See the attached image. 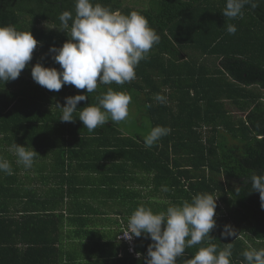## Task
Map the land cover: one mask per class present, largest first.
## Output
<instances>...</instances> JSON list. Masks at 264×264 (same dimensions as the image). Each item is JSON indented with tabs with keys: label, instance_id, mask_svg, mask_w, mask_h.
I'll use <instances>...</instances> for the list:
<instances>
[{
	"label": "trees",
	"instance_id": "trees-1",
	"mask_svg": "<svg viewBox=\"0 0 264 264\" xmlns=\"http://www.w3.org/2000/svg\"><path fill=\"white\" fill-rule=\"evenodd\" d=\"M93 3L141 14L160 42L135 68L136 79L98 84L89 94L73 85L50 91L34 82L29 66L17 79L0 82V156L13 170L0 171V264H50L44 254L54 242L38 237L45 219L57 217L66 203L68 211L78 204L89 211L101 198L123 222L114 237L83 235L93 236L92 246L102 253L66 264H146L153 243L147 234L136 237L135 254L120 239L134 210L143 205L163 212L200 193L217 198L216 227L211 238L186 247L176 264H186L202 247L214 244L219 252L227 243L230 264H246L242 253L249 246L264 249V209L250 184L253 173H264V3L255 9L246 5L243 18L236 19L223 16L226 0ZM63 11L75 15L74 0H0V26L30 31L38 41L32 62L59 71L49 48L71 38L70 27L64 29L58 19ZM227 24L236 26L234 35ZM109 88L131 96L129 111L137 104L135 115L148 123L145 134L128 133L112 121L93 132L83 126L79 112L98 105ZM78 94L88 99L77 105L75 120L61 121L58 105ZM157 94L166 102H158ZM156 126L171 132L146 148L144 138ZM13 143L39 154L31 169L17 164ZM80 215L72 221H81ZM224 225L237 231L236 238L221 237Z\"/></svg>",
	"mask_w": 264,
	"mask_h": 264
},
{
	"label": "clouds",
	"instance_id": "clouds-1",
	"mask_svg": "<svg viewBox=\"0 0 264 264\" xmlns=\"http://www.w3.org/2000/svg\"><path fill=\"white\" fill-rule=\"evenodd\" d=\"M264 0H226L222 10L228 19L243 18V9L250 5L255 9ZM75 15L63 11L58 19L64 29L70 27L71 38L61 47L51 46L49 53L60 65L61 70L49 68L37 62L31 66V76L38 85L58 92L63 85H73L76 89H86L87 94L96 91L98 84L123 85L136 79L135 68L145 60L154 45L160 42L159 34L150 27L148 20L136 12L127 15L114 11L93 0H74ZM71 22V23H70ZM228 34L234 35L237 28L227 24ZM38 41L30 31H18L14 26H0V82L17 79L21 71L29 66ZM87 94L65 97L60 120L73 122V113ZM155 99L166 102V97L157 94ZM131 96L111 88L100 97L98 105H88L79 112V120L89 132L102 127L107 122L120 123L129 115ZM171 129L156 126L144 138L146 148L152 147L161 137L170 134ZM11 150L17 157V164L31 169L35 157L34 149L13 143ZM0 171L12 175L8 160L0 156ZM251 191L258 192L261 208L264 209V173L250 177ZM164 191H169L164 186ZM239 189H237V192ZM217 198L207 193L196 194L191 202L171 205L166 211L154 213L150 208L138 206L128 220V231L124 237L131 240L147 234L153 242L147 249L146 264H176L177 257L184 254L186 247L200 244L216 227ZM163 225V227H162ZM222 238H236L237 231L231 225H224ZM232 244L217 252L210 244L202 247L186 264H230ZM246 264H264V249L251 246L242 253Z\"/></svg>",
	"mask_w": 264,
	"mask_h": 264
},
{
	"label": "crops",
	"instance_id": "crops-1",
	"mask_svg": "<svg viewBox=\"0 0 264 264\" xmlns=\"http://www.w3.org/2000/svg\"><path fill=\"white\" fill-rule=\"evenodd\" d=\"M78 204V203H77ZM79 207L80 204H78ZM114 205L106 206L104 199L101 198L99 202L91 203V212L88 209L81 210L79 207L72 211L67 210V203L61 210L56 211L55 218L45 219L44 228L39 234V238L46 240L48 243L54 242V247L48 249L44 254V258L50 264H66L67 261L74 260L84 263V261H91L93 258L99 256L102 252H98L99 248H94L95 238L91 239L84 237L83 235H92L96 233L98 235L105 234L108 237H114L117 227L123 222L124 218L121 214H115L112 211ZM85 211L82 216L87 219H81L80 211ZM73 213H75L73 217ZM80 220L72 221V218H79ZM81 234V235H80ZM33 233L31 238H33ZM80 235V236H79ZM58 252L55 254L54 250ZM96 249V251H95Z\"/></svg>",
	"mask_w": 264,
	"mask_h": 264
},
{
	"label": "rangeland",
	"instance_id": "rangeland-1",
	"mask_svg": "<svg viewBox=\"0 0 264 264\" xmlns=\"http://www.w3.org/2000/svg\"><path fill=\"white\" fill-rule=\"evenodd\" d=\"M149 0H124L126 4H143L147 5ZM35 55H32V58H34ZM36 63L29 61V67L31 69V66H34ZM28 75V74H27ZM137 105V104H136ZM133 105L132 110L129 111V115L126 120L121 121L120 123H115L116 125H119L123 127L124 131H128V133H133L136 131H141L145 134L144 128L147 126V121L144 118L137 117L135 113H137V106ZM131 106V105H130ZM131 109V108H130Z\"/></svg>",
	"mask_w": 264,
	"mask_h": 264
},
{
	"label": "built area",
	"instance_id": "built-area-1",
	"mask_svg": "<svg viewBox=\"0 0 264 264\" xmlns=\"http://www.w3.org/2000/svg\"><path fill=\"white\" fill-rule=\"evenodd\" d=\"M128 231V227L124 230V232L120 235V239L128 245V251L131 254H135V241L136 237H133L131 240H128L124 237V233ZM137 256V255H136ZM138 257V256H137Z\"/></svg>",
	"mask_w": 264,
	"mask_h": 264
}]
</instances>
